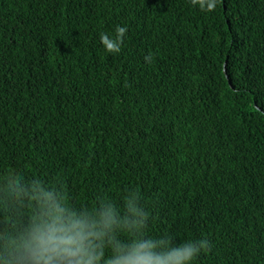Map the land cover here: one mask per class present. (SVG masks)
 Returning <instances> with one entry per match:
<instances>
[{
    "label": "trees",
    "instance_id": "16d2710c",
    "mask_svg": "<svg viewBox=\"0 0 264 264\" xmlns=\"http://www.w3.org/2000/svg\"><path fill=\"white\" fill-rule=\"evenodd\" d=\"M215 4L0 0V178L84 206L139 187L147 235L264 264V0Z\"/></svg>",
    "mask_w": 264,
    "mask_h": 264
},
{
    "label": "clouds",
    "instance_id": "9594fccd",
    "mask_svg": "<svg viewBox=\"0 0 264 264\" xmlns=\"http://www.w3.org/2000/svg\"><path fill=\"white\" fill-rule=\"evenodd\" d=\"M211 11L215 0H199ZM124 28L118 33L123 34ZM109 51H119L113 44ZM0 207L8 227L0 232V264H196L206 240L176 245L168 234L147 235L151 210L139 187H127L120 202L100 197L73 204L67 191L41 179L0 178ZM25 209L26 219L13 213Z\"/></svg>",
    "mask_w": 264,
    "mask_h": 264
},
{
    "label": "water",
    "instance_id": "95a60500",
    "mask_svg": "<svg viewBox=\"0 0 264 264\" xmlns=\"http://www.w3.org/2000/svg\"><path fill=\"white\" fill-rule=\"evenodd\" d=\"M224 68H223V71L225 72V63H224V66H223ZM229 83H230V81H229Z\"/></svg>",
    "mask_w": 264,
    "mask_h": 264
}]
</instances>
